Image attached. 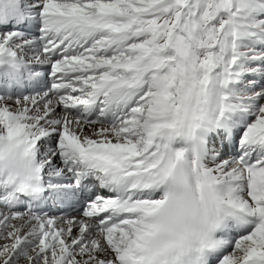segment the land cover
<instances>
[{
    "label": "snow or ice",
    "instance_id": "1",
    "mask_svg": "<svg viewBox=\"0 0 264 264\" xmlns=\"http://www.w3.org/2000/svg\"><path fill=\"white\" fill-rule=\"evenodd\" d=\"M0 264H264V0H0Z\"/></svg>",
    "mask_w": 264,
    "mask_h": 264
}]
</instances>
